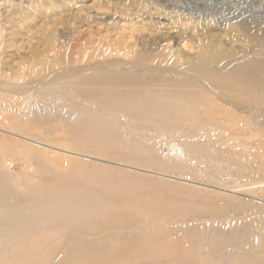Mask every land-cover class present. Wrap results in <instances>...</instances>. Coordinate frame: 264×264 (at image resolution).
<instances>
[{
	"label": "rangeland",
	"instance_id": "obj_1",
	"mask_svg": "<svg viewBox=\"0 0 264 264\" xmlns=\"http://www.w3.org/2000/svg\"><path fill=\"white\" fill-rule=\"evenodd\" d=\"M196 37L264 54V0H0V264H264V98Z\"/></svg>",
	"mask_w": 264,
	"mask_h": 264
},
{
	"label": "bare ground",
	"instance_id": "obj_2",
	"mask_svg": "<svg viewBox=\"0 0 264 264\" xmlns=\"http://www.w3.org/2000/svg\"><path fill=\"white\" fill-rule=\"evenodd\" d=\"M210 16L212 17V15ZM246 17L247 16H244V14L241 13V15L239 16L228 17L227 20L229 22L230 21L234 22L237 27L242 29L241 23L245 20ZM196 40L197 43L195 44L194 42L191 41H189L188 43L191 42L190 43L191 45H194L199 49L200 53L198 57L195 60L189 62H184L178 59L172 67H167L168 69L172 70L173 73L171 76L172 79L186 80L188 78H193V76L190 73H197L202 78L206 77L208 79L212 78L223 82H231V83H238L240 85H245L250 88L251 92L257 93L264 98V54H261L260 51L256 49V47L251 50H244L243 52L237 54H226L223 53L222 50L219 48H216L214 50L213 49L209 50L208 49L209 40L207 38L196 37ZM257 45H258L257 47L262 46L261 43L259 42ZM126 46L128 47V45ZM49 48L51 47L48 46L44 51H33L31 60L38 63L45 62L47 60V54ZM134 64L136 65V68H139L141 66H146V64L140 63L139 61ZM156 68H160V67L157 66ZM120 76L117 75L115 77H112L111 82H117ZM132 77L137 78L138 76L133 75ZM107 78L108 77L106 76H102L100 77L99 80L101 82H104L107 80ZM108 82H110V80ZM254 119H255V125L256 124L261 125V127L264 130V121L262 120L260 121L258 118H254ZM263 130H258L256 126H254L253 128V131H255L256 133L261 132ZM115 229L121 230L122 228L116 227ZM164 248L165 250L174 249V247L171 248V245H165ZM143 250L144 249L142 247H136V245L130 243L127 239H125L124 249L119 251L117 254L118 255L121 254L123 259L128 260L131 259L132 257H135ZM81 259H82L81 264H113L117 260L116 256L108 257V259L106 260L97 257H89V256L81 257ZM100 261L103 262L100 263Z\"/></svg>",
	"mask_w": 264,
	"mask_h": 264
}]
</instances>
